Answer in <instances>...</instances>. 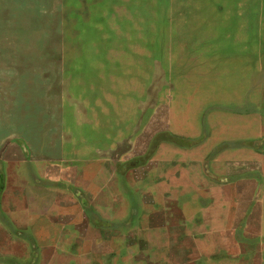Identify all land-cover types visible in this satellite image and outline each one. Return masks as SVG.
<instances>
[{"label": "rangeland", "instance_id": "rangeland-1", "mask_svg": "<svg viewBox=\"0 0 264 264\" xmlns=\"http://www.w3.org/2000/svg\"><path fill=\"white\" fill-rule=\"evenodd\" d=\"M0 204V264H264V0H0Z\"/></svg>", "mask_w": 264, "mask_h": 264}, {"label": "crops", "instance_id": "crops-1", "mask_svg": "<svg viewBox=\"0 0 264 264\" xmlns=\"http://www.w3.org/2000/svg\"><path fill=\"white\" fill-rule=\"evenodd\" d=\"M34 185H39V184H34ZM3 208L1 207L0 204V224L1 226L6 230V232L9 233H13L15 235V238H13L14 240L18 241L20 244H22L24 247H26L27 249L29 247L32 246H36V242L35 241H30V240H24L23 239V235L25 233L26 227L25 225H13V223L9 220V218L7 217V214L5 212H3ZM82 212H83V208H82ZM84 215H86V211L84 210ZM10 235V234H9ZM31 251V249H30ZM34 256V255H33ZM30 261V260H29ZM23 264H29L28 260L22 261Z\"/></svg>", "mask_w": 264, "mask_h": 264}, {"label": "water", "instance_id": "water-1", "mask_svg": "<svg viewBox=\"0 0 264 264\" xmlns=\"http://www.w3.org/2000/svg\"><path fill=\"white\" fill-rule=\"evenodd\" d=\"M79 42H81V41L79 40ZM9 234L11 237L15 238V235L13 233H9Z\"/></svg>", "mask_w": 264, "mask_h": 264}]
</instances>
